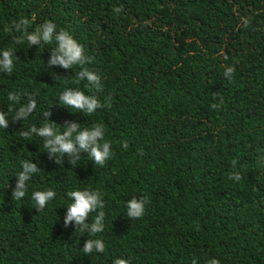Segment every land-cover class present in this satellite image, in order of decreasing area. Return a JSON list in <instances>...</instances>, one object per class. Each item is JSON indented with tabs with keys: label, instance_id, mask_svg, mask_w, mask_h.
<instances>
[{
	"label": "trees",
	"instance_id": "16d2710c",
	"mask_svg": "<svg viewBox=\"0 0 264 264\" xmlns=\"http://www.w3.org/2000/svg\"><path fill=\"white\" fill-rule=\"evenodd\" d=\"M21 19L28 33L47 21L69 32L101 88L77 80L79 66L48 69L54 42L30 47L5 32ZM4 49L14 67L0 72L9 122L0 128V264H264V0H0ZM66 88L104 106L91 115L68 108ZM29 99L36 109L13 122ZM66 121L104 126L103 166L87 153L75 167L67 155L49 159L42 138L21 135L46 123L62 132ZM23 161L40 171L14 201ZM235 173L240 181L229 179ZM46 190L56 196L37 212L32 193ZM74 190H99L104 207L88 222L103 211L102 232L64 226ZM145 197L144 215L128 218L127 202ZM87 239L105 251L85 254Z\"/></svg>",
	"mask_w": 264,
	"mask_h": 264
},
{
	"label": "clouds",
	"instance_id": "9594fccd",
	"mask_svg": "<svg viewBox=\"0 0 264 264\" xmlns=\"http://www.w3.org/2000/svg\"><path fill=\"white\" fill-rule=\"evenodd\" d=\"M116 13L121 11L120 8L114 9ZM30 23L28 19H21L19 22H14L11 27L5 26V32H10L14 28L15 31L22 33V38L27 40L30 47L33 45L55 43L52 48L49 59L47 61V68L51 69L53 66L69 70L73 66H79L81 70L77 73V80L87 81L92 88L99 90L100 77L93 71L88 70L84 65L91 61V58L84 54L83 47L67 32L66 30L57 31L56 25L47 21L40 27L28 33L26 26ZM20 38H16L14 43H21ZM14 53L9 49L0 51V72L11 73L14 67ZM232 68H227L224 72L226 78H231L233 73ZM55 76L56 74L53 73ZM8 99L12 102H19L18 95L9 93ZM61 103L68 108L76 109L85 114H93L97 109L103 107L95 96L86 95L83 91L77 88H66L59 97ZM223 99L221 98V104ZM37 105L34 99H29L27 104L22 105L15 112L13 122L26 120L36 109ZM213 108L219 107L216 104ZM51 113H45V117L49 119ZM55 123L44 124L37 128L35 126L29 128L27 131L21 133L25 139L35 135L42 138L44 148L47 149L49 159L58 157L63 162V157H69L68 163L75 167L78 161L81 160V153H87V157L96 165L103 166L111 156L110 143L104 141V126L102 124H94L90 128L82 127L75 121H66L65 126L62 127V132L54 127ZM9 127L8 119L4 112H0V128L7 129ZM101 141H104L101 143ZM123 147L127 149V142H123ZM259 163L264 164V158H261ZM235 164V162H234ZM40 169L37 164L31 161L22 162V171L16 177L15 186L12 189V199L19 201L23 199L27 193L28 182L32 176L38 173ZM229 179L240 181L241 176L235 173L229 176ZM56 193L52 190L35 191L32 193V200L35 202V209L37 212L44 210L49 201L54 199ZM67 196L71 203L67 207V213L64 218V226L68 227L74 223L75 231L79 229L81 233L87 232L89 236L100 233L104 229V212L99 211L92 222H88L89 215L96 212L97 209H103L104 203L101 198L99 190H74L69 191ZM147 198L136 199L133 198L127 202L126 210L127 217L130 219H139L144 215ZM85 254H91L93 251L103 253L105 245L100 239H87L81 249ZM114 264H129L128 260L115 259ZM195 264V261H193ZM209 264H219V261L212 259Z\"/></svg>",
	"mask_w": 264,
	"mask_h": 264
}]
</instances>
